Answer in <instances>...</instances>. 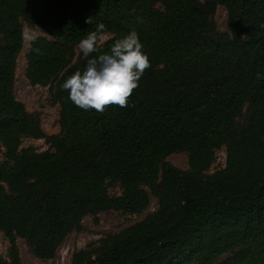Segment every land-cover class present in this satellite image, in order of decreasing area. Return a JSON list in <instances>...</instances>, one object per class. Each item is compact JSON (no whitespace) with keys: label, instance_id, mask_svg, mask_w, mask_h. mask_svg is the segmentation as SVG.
<instances>
[{"label":"trees","instance_id":"1","mask_svg":"<svg viewBox=\"0 0 264 264\" xmlns=\"http://www.w3.org/2000/svg\"><path fill=\"white\" fill-rule=\"evenodd\" d=\"M23 21L47 36L31 42L26 78L49 87L59 134H47L41 113L16 97ZM99 24L100 51L135 29L149 67L126 106L83 110L61 84L83 69L88 58L74 61L75 49ZM257 72L264 75V0H0V232L10 244L0 264H23L19 238L54 259L86 216L140 214L151 196L153 213L76 251L70 264H264ZM221 149L225 165L210 173ZM174 153L188 154V169L166 161Z\"/></svg>","mask_w":264,"mask_h":264},{"label":"rangeland","instance_id":"2","mask_svg":"<svg viewBox=\"0 0 264 264\" xmlns=\"http://www.w3.org/2000/svg\"><path fill=\"white\" fill-rule=\"evenodd\" d=\"M216 24L220 31L229 30L227 11L224 7H219L216 12ZM23 31L28 29L34 37L32 40L24 39V48L20 53L17 70L15 92L19 101L25 104L30 112H40L42 117V126L44 131L49 135L59 134V112L60 108L51 102L49 87L32 86L26 78L27 59L31 42L40 36H46L41 28L37 25L23 21ZM47 37V36H46ZM111 35H103L99 38V42L108 40ZM75 60L82 56L79 47H76ZM24 146L34 147L37 151H46L49 146L44 139L28 140ZM1 160H5L3 155ZM167 162L173 164L180 169H188L189 156L186 153H174L167 157ZM226 153L224 149L217 151L216 160L212 166L210 173L222 168L225 165ZM122 189L119 185L110 187L112 195H120ZM158 207V201L151 196L149 206L140 214H126L118 211H108L100 213L96 216L88 215L82 220V229L70 233L60 246L54 259H41L35 255L33 250L28 246L25 240L18 239L17 245L23 264H70L73 254L76 251L86 249L92 244L97 243L109 234L119 232L120 230L145 219L149 214L153 213ZM10 244L3 232H0V255L8 257Z\"/></svg>","mask_w":264,"mask_h":264},{"label":"clouds","instance_id":"3","mask_svg":"<svg viewBox=\"0 0 264 264\" xmlns=\"http://www.w3.org/2000/svg\"><path fill=\"white\" fill-rule=\"evenodd\" d=\"M103 27V24L97 25L95 31L80 39L78 47L88 59L82 70L73 72L61 84L70 101L83 110L104 111L109 104L126 106L128 97L149 67L147 53L135 29L114 40L107 51H100L97 37ZM22 36L26 40L34 38L28 29ZM93 53L98 54L90 55ZM256 77L264 79L260 72Z\"/></svg>","mask_w":264,"mask_h":264},{"label":"built area","instance_id":"4","mask_svg":"<svg viewBox=\"0 0 264 264\" xmlns=\"http://www.w3.org/2000/svg\"><path fill=\"white\" fill-rule=\"evenodd\" d=\"M28 140H32V139H25V142L28 141Z\"/></svg>","mask_w":264,"mask_h":264}]
</instances>
